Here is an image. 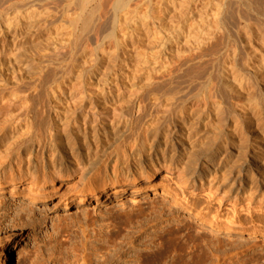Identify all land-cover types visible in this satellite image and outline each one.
I'll use <instances>...</instances> for the list:
<instances>
[{
    "label": "rangeland",
    "instance_id": "rangeland-1",
    "mask_svg": "<svg viewBox=\"0 0 264 264\" xmlns=\"http://www.w3.org/2000/svg\"><path fill=\"white\" fill-rule=\"evenodd\" d=\"M144 1L0 0V11L17 2L13 12L36 9L47 15L32 32L21 29L9 50L0 46V264H264V210L258 208L264 177L259 196L250 202L247 188L238 190L237 184L253 169L258 177L264 157L256 159L259 166L252 165L254 159L236 158L245 140L264 143V94L255 97L261 108L252 132L240 133L245 113L238 111L249 109L248 93L238 99L223 88L219 56L205 53L164 77L153 73L150 80L141 74L137 50L131 59L125 50L111 59L112 42L121 39V16ZM254 1L224 3L229 12L262 23L258 8L262 11L264 3ZM136 42L140 54L144 45ZM150 62L144 70L154 67ZM198 62L205 70L199 82L189 83L188 67ZM213 86L220 113L204 132L199 124L207 118L193 121L201 107L187 109V126H198L179 133V149L171 159L172 152H166L162 161L153 149L163 148L164 137L151 146L146 130L173 121L186 91L200 89L196 94L202 99ZM103 96L109 98L106 105ZM67 124L106 130L103 145L89 146L94 157L85 170L71 158H51L54 146L66 147L61 139ZM79 130L71 132L80 135ZM226 136L234 139L227 149L231 160L214 167L225 181L220 177L213 187L193 188L181 148H192L202 163L209 145ZM74 144H81L80 136ZM183 196L194 211L216 219L222 240H212V230H198L184 219L175 206Z\"/></svg>",
    "mask_w": 264,
    "mask_h": 264
},
{
    "label": "bare ground",
    "instance_id": "bare-ground-1",
    "mask_svg": "<svg viewBox=\"0 0 264 264\" xmlns=\"http://www.w3.org/2000/svg\"><path fill=\"white\" fill-rule=\"evenodd\" d=\"M256 1L254 2L256 3ZM257 2L260 5L264 3V0H258ZM11 3L12 2L6 3L5 9L0 11V41H3L0 46H3V44L7 45V47H9L7 48L8 50L16 43V38L20 35L19 32L22 31L21 29L24 28L26 33L32 32V30L36 29V25L47 17L44 12L38 11L35 8V10L30 9L31 11H26V14L17 10L13 12V10L16 9L14 7L18 3ZM139 8L142 9L139 10ZM230 10L231 9L224 3V0H145L125 10L126 12L121 16V18H123L120 24L122 25L120 26L122 31L120 35L121 39L117 38L118 40H116L115 38L113 40L112 52L114 51V56L111 59L117 57L116 52L118 50H125L126 53L124 56L127 59H131L138 53L137 57L140 58L141 63L144 65L141 74L145 75L150 80L153 73L156 75L160 74L161 77H164L173 72L176 68L180 69V67L186 63L188 64V62L190 63L196 59L202 58L205 53L215 57L219 56L220 62H216L217 60L215 62L218 65L221 63L220 74L222 77H220L222 81H220L222 82L223 88L238 99L239 97L240 99L246 97L248 93L246 101H249V109H246V111H238L241 114H245H243L244 117H242L241 121L244 126L239 125L237 131L239 132L240 130V133L244 131L251 133L252 120L254 117H258L261 108L260 104L256 102L257 98L255 97H260L264 94V4L262 11L258 8L260 13V15H258L262 16L260 17L262 18V23L259 20V22H257L258 24H253L254 22L251 23L241 12L235 11L236 13H232L229 12ZM2 12H4V15ZM134 39L137 41V45L141 47L144 45L143 48L147 51L143 49V52L139 54L140 51H138V47L134 46ZM131 42L133 44H131ZM136 50L137 53L135 52ZM150 51H153V53L148 55ZM241 54H243L242 57H240ZM213 59L215 60L216 58ZM151 60H153V63L150 62ZM240 60H242V63ZM110 61L113 62L114 60L109 59V62ZM149 62L154 65V67L151 66V69L144 70L145 65H148ZM201 64L198 62L188 67V70H191V77L188 78L189 83L193 84L194 82H199L197 80L201 79V74L205 70V66ZM121 65L122 64H120V66ZM126 66L127 64H123V67L126 68ZM155 67L157 68L154 69ZM204 90L206 91L207 89ZM192 91L191 88V90L182 94V107L173 121H169L164 124V126H160L156 131L150 130L152 132L147 133L148 129L146 130L148 138L151 137L152 139L151 146H153L161 136L164 137L162 149L159 148L155 152L153 147L149 148L150 151L153 149L156 155L160 154L162 161L166 159V152H172L169 156L171 159L179 149V133L181 136L187 135L191 132V128L196 129L198 126H187L188 122L186 123V121H189L187 120L189 115L186 113L187 109L195 108L194 110H196L201 107V113L196 115L193 121L197 120L198 122L201 118H207L205 123L200 122L199 124L204 132L207 131V123L212 121L213 117L218 115L221 111L222 102L216 99L217 89L215 86L212 87L211 93L207 90L204 96L202 95V99H198V94H196L198 91H196V93ZM108 100L109 98L107 96H103L100 99L101 103L105 105L108 103ZM164 122L165 121H163V123ZM233 126L236 127V125ZM75 127L78 128V130L80 129V135L78 134L79 132H77V134L71 132ZM82 127L83 129L79 126H69V124L64 126L62 131L64 130L66 133L61 140L66 147L60 150V148L54 146L52 152H56V154L51 158L55 156H58L60 160L71 158L70 161L73 162V165L75 161V166L77 168L81 166L83 170H85L94 157V155H91L89 146L93 144H97L98 146L103 145L106 141V130L98 126L88 125ZM79 136L81 144L76 146L74 143ZM185 137V142L182 140L181 142L189 146L188 136ZM262 137H264V135ZM233 140L232 137L226 136L219 143L214 141L215 143L209 145L206 150V159L202 163L195 157L192 148H188L186 152H184V148H181V152L179 153L180 159L181 161L185 159L184 166L190 169L187 174V181L192 183L193 188L195 187L198 190H202L204 187H213L216 183V179L220 177L221 181H225L224 176V178L222 176L217 177V169H214V167L216 164L218 167L221 163L226 165V163L231 160V151L228 153L227 149H230L228 146H231ZM244 142V144L242 143L243 145H238L236 149V158L246 161L254 159L252 165L259 166L256 159L258 156L264 157V143H260L258 140L251 143L249 139ZM160 144H162V142H160ZM248 145H251V149H248ZM80 147H87L89 149L86 152H81ZM33 150V147L27 150L26 160L29 161L32 159ZM222 151L223 154L220 156ZM233 165L234 164L229 166V168ZM257 168L258 170L263 168V171L261 170V172L257 174L258 177H255V170L257 169H253L245 182L241 180L237 182L239 187L238 190L243 187L247 188V193L249 195V197L246 198L247 202H250L253 197L259 196L261 190L259 183L264 177V162L261 164V167L259 166ZM238 176H241L240 172H238L237 177ZM175 206L177 211L183 214L184 219L189 221L196 229L212 230V240L214 241L223 239L220 237L221 234L218 233L220 231L223 232V229L216 223V219H207L200 214V212L194 211V207L190 205L184 196L183 199H179L175 203ZM258 208L259 210L260 208L264 210V194L258 202Z\"/></svg>",
    "mask_w": 264,
    "mask_h": 264
}]
</instances>
